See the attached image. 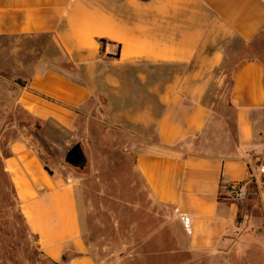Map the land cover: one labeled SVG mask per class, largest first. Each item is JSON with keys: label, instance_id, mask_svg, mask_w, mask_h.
<instances>
[{"label": "crops", "instance_id": "0c3cea01", "mask_svg": "<svg viewBox=\"0 0 264 264\" xmlns=\"http://www.w3.org/2000/svg\"><path fill=\"white\" fill-rule=\"evenodd\" d=\"M12 38H47L56 52L38 59L19 106L84 148L101 129L102 148L118 149L175 219L169 254L248 263L249 248L264 258L253 203L228 197L248 183L264 207V0H0V39ZM237 43L256 53L236 62L228 109L216 111L205 100L211 75ZM11 151L7 170L44 255L98 264L82 226L84 179L48 165L31 136Z\"/></svg>", "mask_w": 264, "mask_h": 264}, {"label": "rangeland", "instance_id": "374dc122", "mask_svg": "<svg viewBox=\"0 0 264 264\" xmlns=\"http://www.w3.org/2000/svg\"><path fill=\"white\" fill-rule=\"evenodd\" d=\"M262 49L264 45L258 51ZM225 50L224 62L212 72L205 99L216 111L228 109L236 62L256 53L239 43L228 44ZM48 52L56 54L47 38L0 39V264H60L42 252L25 221L8 175L6 163L12 156L11 144L29 136L48 165L65 168L67 175L72 172L84 179L82 226L89 252L98 264H224L209 255L194 259L195 256L182 251L169 254V250L177 249L179 233L175 219L167 208L149 199L143 181L118 149L102 148L101 129L96 128L94 134L100 143L97 147L86 144L84 148L80 144L87 165L79 169L66 162L67 153L77 144V136L65 133L53 123L40 125L25 114L18 104L19 93L38 59ZM119 142L111 140V144ZM105 157L113 164L108 165ZM248 202L253 203L257 223L256 228H251L264 233V207L257 200L256 191H252L244 206ZM245 257L248 263L238 258L227 264H264L261 251L254 256L253 250L247 248Z\"/></svg>", "mask_w": 264, "mask_h": 264}, {"label": "built area", "instance_id": "2783aa9c", "mask_svg": "<svg viewBox=\"0 0 264 264\" xmlns=\"http://www.w3.org/2000/svg\"><path fill=\"white\" fill-rule=\"evenodd\" d=\"M261 176H264V165L261 167ZM250 195L248 183H235L229 187V199L237 206H244L248 201ZM242 222L238 224L241 227ZM186 231L190 230V223L188 219L184 220Z\"/></svg>", "mask_w": 264, "mask_h": 264}, {"label": "water", "instance_id": "95a60500", "mask_svg": "<svg viewBox=\"0 0 264 264\" xmlns=\"http://www.w3.org/2000/svg\"><path fill=\"white\" fill-rule=\"evenodd\" d=\"M66 162L76 168L84 169L87 159L80 144H76L66 155Z\"/></svg>", "mask_w": 264, "mask_h": 264}, {"label": "trees", "instance_id": "16d2710c", "mask_svg": "<svg viewBox=\"0 0 264 264\" xmlns=\"http://www.w3.org/2000/svg\"><path fill=\"white\" fill-rule=\"evenodd\" d=\"M101 43L103 44V45H105L106 44V41L105 40H101ZM233 81V80H232ZM20 84H21V82H19ZM233 83V82H232ZM231 87H232V84H231ZM24 111V110H23ZM25 112V111H24ZM25 114L26 115H29L27 112H25ZM29 116H31V115H29ZM32 117V116H31ZM36 122H38L40 125L41 124H43V122L42 121H40V120H38V119H36V118H34V117H32ZM41 128V127H40ZM74 147V146H73ZM71 150V149H70ZM70 165V164H69ZM72 166V165H71ZM72 167H74V166H72ZM51 173V172H50ZM9 175V174H8ZM9 177H10V175H9ZM10 179H11V177H10ZM11 182H12V180H11ZM12 185H13V183H12ZM13 187H14V185H13ZM15 189V188H14ZM20 206H21V204H20ZM25 221H26V219H25Z\"/></svg>", "mask_w": 264, "mask_h": 264}]
</instances>
